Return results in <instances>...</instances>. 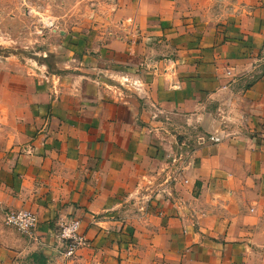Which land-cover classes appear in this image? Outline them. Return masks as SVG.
I'll list each match as a JSON object with an SVG mask.
<instances>
[{"label": "crops", "instance_id": "crops-1", "mask_svg": "<svg viewBox=\"0 0 264 264\" xmlns=\"http://www.w3.org/2000/svg\"><path fill=\"white\" fill-rule=\"evenodd\" d=\"M105 22L17 68L0 264H264V0H123ZM72 219L88 247L65 260Z\"/></svg>", "mask_w": 264, "mask_h": 264}, {"label": "rangeland", "instance_id": "rangeland-1", "mask_svg": "<svg viewBox=\"0 0 264 264\" xmlns=\"http://www.w3.org/2000/svg\"><path fill=\"white\" fill-rule=\"evenodd\" d=\"M122 1L0 0V135L10 131V121L24 100L21 87L27 85L16 74L17 68L32 70L44 66L51 71L61 60L55 46L65 48L57 42L63 36L59 31L86 34L93 27L101 31ZM9 73L15 75V81ZM13 95L19 98L18 102ZM61 255L66 260L63 252Z\"/></svg>", "mask_w": 264, "mask_h": 264}, {"label": "built area", "instance_id": "built-area-1", "mask_svg": "<svg viewBox=\"0 0 264 264\" xmlns=\"http://www.w3.org/2000/svg\"><path fill=\"white\" fill-rule=\"evenodd\" d=\"M210 141L218 143L220 140L211 137ZM4 224L19 234L32 238L38 225V218L29 210L10 211L5 214ZM58 238L63 244V256L66 259L74 257L79 250L88 247L87 239L80 233V222L77 219L61 224Z\"/></svg>", "mask_w": 264, "mask_h": 264}]
</instances>
